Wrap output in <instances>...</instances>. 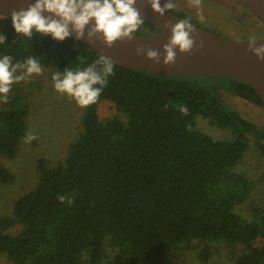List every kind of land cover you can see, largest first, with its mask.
<instances>
[{
  "label": "trees",
  "instance_id": "obj_1",
  "mask_svg": "<svg viewBox=\"0 0 264 264\" xmlns=\"http://www.w3.org/2000/svg\"><path fill=\"white\" fill-rule=\"evenodd\" d=\"M0 34L6 36L0 58L22 63L34 56L61 74L101 56L72 36L17 34L2 13ZM226 91L264 106L258 91L237 77L115 64L67 158L53 166L42 161L37 187L0 219V252L13 264H86V254L88 264H177L181 249L201 239L242 243L245 253L233 264H264V209L255 220L236 211L254 188L236 167L253 139L264 154V126L228 104ZM23 99L0 107V153L10 158L28 134L30 107ZM104 100L116 103L127 120L100 118ZM200 117L233 137H213L199 128ZM14 180L0 168V182ZM61 195L73 203H61Z\"/></svg>",
  "mask_w": 264,
  "mask_h": 264
},
{
  "label": "rangeland",
  "instance_id": "obj_2",
  "mask_svg": "<svg viewBox=\"0 0 264 264\" xmlns=\"http://www.w3.org/2000/svg\"><path fill=\"white\" fill-rule=\"evenodd\" d=\"M173 2L178 9L187 12L198 21L197 13L201 11L204 21H199V24L221 35L234 39L251 36L257 39L264 38V24L235 0H202L199 9L190 6L188 0ZM41 68V74H33L30 79L14 83L8 94V102H0V107L7 108L18 100V104L22 103L24 98L23 101L28 102L30 107L27 117L28 133L36 137L29 143L23 141L15 158L0 153V168H7L15 176L13 182H0V219L10 216L16 202L37 187L42 161L53 166L65 160L69 144L83 132V118L88 107L81 108L67 94L58 93L52 80L53 74L57 71L43 65ZM22 73L23 69H17L16 75ZM224 94L228 104L258 126H264L263 105L254 104L228 91ZM17 96L19 99L14 98ZM98 114L103 120L108 118L127 120V115L110 100H104L99 104ZM198 126L217 139L233 137L231 131L211 124L206 118L200 117ZM236 169L246 174L254 184L250 196L236 205V211L247 220H255L258 218L259 210L264 209V154L254 139L250 141V146ZM244 253L242 243L198 239L181 249L177 264H233ZM88 258L86 254V264ZM0 264L13 262L6 253L0 252Z\"/></svg>",
  "mask_w": 264,
  "mask_h": 264
},
{
  "label": "clouds",
  "instance_id": "obj_3",
  "mask_svg": "<svg viewBox=\"0 0 264 264\" xmlns=\"http://www.w3.org/2000/svg\"><path fill=\"white\" fill-rule=\"evenodd\" d=\"M151 9L164 16L166 11L176 8L173 0H146ZM137 0H36L28 8L11 11V23L17 34L31 38L34 34L50 35L54 40L63 41L68 38L71 32L76 33L77 39L85 35V29L88 28L87 37L92 40L93 37L102 35L103 44L111 48L117 40L131 41L140 26L144 24L145 19L140 11L135 7ZM190 6L199 9L202 0H188ZM51 15L45 16L43 13ZM200 22L204 21V15L201 11L197 13ZM56 17V18H53ZM91 25V26H90ZM170 28L171 36L163 44L164 65H172L176 61L177 49L180 53L190 54L194 48L202 49L205 44L201 39L197 44L198 34L195 31V25L191 18L180 19L177 23L165 24ZM6 39L4 34H0V44ZM248 48L254 55L264 60V44L256 46L257 38L248 37ZM136 55H146V58L155 62H160V53L152 48L140 46L136 48ZM96 65H101L98 71ZM114 62L101 55L91 65L83 70L73 71L65 69L63 78L57 71L53 74L52 80L54 89L60 94H67L74 99L81 108H87L98 101L103 89L107 87L108 77L114 75ZM17 69H23L21 75H16ZM42 68L39 60L30 56L22 63H13L12 56H3L0 58V102L7 103L12 85L22 80L30 79L33 74L39 75ZM167 109V105L165 106ZM182 115H187L189 109L187 106H179ZM36 139L31 133L26 134L24 142L29 143ZM61 203L65 201L72 204L73 200L65 196H58Z\"/></svg>",
  "mask_w": 264,
  "mask_h": 264
},
{
  "label": "water",
  "instance_id": "obj_4",
  "mask_svg": "<svg viewBox=\"0 0 264 264\" xmlns=\"http://www.w3.org/2000/svg\"><path fill=\"white\" fill-rule=\"evenodd\" d=\"M247 11L252 13L264 24V0H235ZM36 0H0V13L11 16L13 9H27ZM146 21L161 29L152 35H142L134 33L131 41L117 40L111 48L106 47L102 42V35L87 37L88 28L85 35L79 39L89 44L100 55L110 58L115 64L126 68H135L158 73L170 74H208L223 75L240 78L250 83L260 94L264 102V60L258 59L248 48V38L234 39L208 28L195 24V31L198 34L197 44L202 39L204 48H194L190 54L180 53L177 49L176 61L172 65H164L163 44L171 36L170 28L165 24H175L182 16L171 11H166L164 16L155 13L146 0H137L135 5ZM46 17L51 15L43 13ZM56 18V17H53ZM91 26V25H90ZM70 36L76 37L75 32ZM264 44V38H258L256 46ZM144 46L152 48L160 53V62L155 63L146 58V55L137 56L136 48Z\"/></svg>",
  "mask_w": 264,
  "mask_h": 264
},
{
  "label": "flooded vegetation",
  "instance_id": "obj_5",
  "mask_svg": "<svg viewBox=\"0 0 264 264\" xmlns=\"http://www.w3.org/2000/svg\"><path fill=\"white\" fill-rule=\"evenodd\" d=\"M172 11L175 12V13H177L178 15L182 16L183 18H191V20H192L193 23L202 26V24H199V21L197 19L193 18L190 14H188L185 11H182L181 9H178L176 7ZM160 30L161 29L152 26L151 23H149L148 21L145 20L144 24L140 26L139 30L136 33L142 34V35H152V34H155V33L159 32ZM142 32H144V33H142ZM248 101H250V100H248ZM250 102H252V101H250ZM252 103H254V102H252ZM254 104H256V103H254Z\"/></svg>",
  "mask_w": 264,
  "mask_h": 264
}]
</instances>
